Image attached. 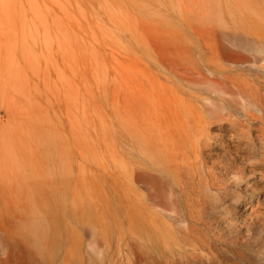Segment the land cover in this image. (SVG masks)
Here are the masks:
<instances>
[{
  "label": "rangeland",
  "instance_id": "rangeland-1",
  "mask_svg": "<svg viewBox=\"0 0 264 264\" xmlns=\"http://www.w3.org/2000/svg\"><path fill=\"white\" fill-rule=\"evenodd\" d=\"M5 260L264 264V0H0Z\"/></svg>",
  "mask_w": 264,
  "mask_h": 264
},
{
  "label": "bare ground",
  "instance_id": "bare-ground-1",
  "mask_svg": "<svg viewBox=\"0 0 264 264\" xmlns=\"http://www.w3.org/2000/svg\"><path fill=\"white\" fill-rule=\"evenodd\" d=\"M257 31V30H256ZM244 101V100H243ZM249 101V100H248ZM243 104V103H242ZM241 104V105H242ZM248 104V103H247ZM241 105H240V107H241ZM243 111V110H242ZM244 113V112H243ZM255 169V166H253V165H251L250 166V170L252 171V170H254ZM158 196V195H157ZM1 264H9L6 260L5 261H3V262H1Z\"/></svg>",
  "mask_w": 264,
  "mask_h": 264
}]
</instances>
